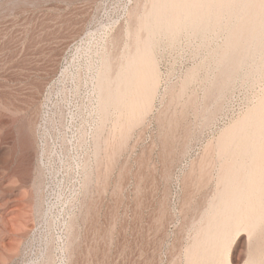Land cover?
<instances>
[{
  "label": "rangeland",
  "instance_id": "obj_1",
  "mask_svg": "<svg viewBox=\"0 0 264 264\" xmlns=\"http://www.w3.org/2000/svg\"><path fill=\"white\" fill-rule=\"evenodd\" d=\"M146 1L0 0V261L11 257L5 264H23L16 253L31 226L55 247L68 237L75 247L69 264H185L184 249L215 183L216 158L202 169L199 162L264 93V65L256 67L264 49L240 62L217 94L216 50L226 31L158 35L152 107L124 143L115 135L106 145L114 115L96 129L86 63L107 40L121 50L130 9ZM190 70L193 79L182 86ZM230 251L231 264L246 262L245 234Z\"/></svg>",
  "mask_w": 264,
  "mask_h": 264
},
{
  "label": "bare ground",
  "instance_id": "obj_2",
  "mask_svg": "<svg viewBox=\"0 0 264 264\" xmlns=\"http://www.w3.org/2000/svg\"><path fill=\"white\" fill-rule=\"evenodd\" d=\"M146 2L130 9L128 25L119 32L126 37L121 50L112 51L111 41L107 40L86 63L88 81L85 83L90 85L92 108L100 120L96 129L103 128L114 115L110 133L103 140L106 145L115 135L119 137V144L124 143L130 129L142 121L152 107L159 84L153 54L158 35L175 39L183 29L201 35L226 31L227 39L216 50L221 70L212 84L218 83L217 94L226 87L240 62L264 49V0ZM263 65L256 67L262 69ZM193 76L194 70H190L181 85L189 83ZM77 78L80 81L78 75ZM96 147H100L98 138ZM213 157L217 162L216 172H213L214 189L201 212L195 234L184 249V262L231 264L232 244L245 234L249 251L244 264H261L264 260V93L248 112L223 128L215 142L208 145L199 169L213 162ZM89 180L86 176L84 186ZM7 196L5 203L10 201ZM38 205L43 214L48 211V207L44 208V190ZM41 232L31 226L21 234L16 254L22 256L23 264H69L68 257L75 250L72 241L68 237L59 239L60 245L55 247L51 236L45 232L41 235ZM10 259L4 257L0 264Z\"/></svg>",
  "mask_w": 264,
  "mask_h": 264
}]
</instances>
